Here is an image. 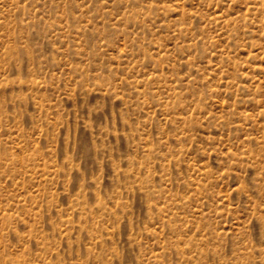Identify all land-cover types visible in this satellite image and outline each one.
<instances>
[{
  "label": "rangeland",
  "instance_id": "1",
  "mask_svg": "<svg viewBox=\"0 0 264 264\" xmlns=\"http://www.w3.org/2000/svg\"><path fill=\"white\" fill-rule=\"evenodd\" d=\"M0 264H264V0H0Z\"/></svg>",
  "mask_w": 264,
  "mask_h": 264
}]
</instances>
